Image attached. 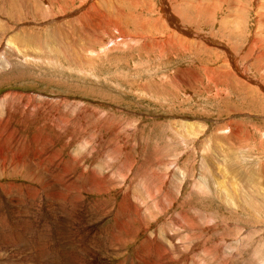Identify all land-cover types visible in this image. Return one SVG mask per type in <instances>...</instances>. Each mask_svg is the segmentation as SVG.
<instances>
[{"label": "rangeland", "instance_id": "rangeland-1", "mask_svg": "<svg viewBox=\"0 0 264 264\" xmlns=\"http://www.w3.org/2000/svg\"><path fill=\"white\" fill-rule=\"evenodd\" d=\"M132 1L0 0V58L5 54L11 60L8 66L0 65V99L14 98L18 103L30 96L37 100L36 104L40 103L39 107L48 103L41 110L43 115L34 117L35 125V121L26 119L23 126L15 122L12 129L25 135V143L30 142V146L24 144L18 149L31 148L35 154L34 146L42 143L40 132L46 148L51 142L54 150H62V160L76 157L81 162L80 169L77 164L69 169V178H76L81 171L89 174L93 169L120 182L106 195L108 206H103V196L85 193L80 219L68 220L71 224L65 228L59 222L62 217H69L61 211L64 204L59 205L49 185H33L23 176L10 178L0 174V189L8 195L2 196L0 190V264H143L144 260L153 261V256L147 257L152 248L145 240L154 236L168 247L173 240V264H264V190L256 187L261 183L257 179L264 167V92L258 87L259 82L264 83V58L249 54L254 38V43L263 45L264 50V0H225L222 4L217 2V8L212 3L216 0H178L170 9L163 6V0H134L136 5ZM91 2L109 18L117 15L121 33L130 37L126 45L118 47L121 38H113L123 35H114L111 30L99 38L98 33L75 25L84 21L82 10ZM187 30L198 34L197 38L187 37ZM21 31L27 32L30 39H43L39 40L43 51H36L27 59L22 55L12 57L6 49L8 39ZM164 36L174 37L175 41L160 49L154 43ZM200 37L218 44L206 46ZM179 38L186 50L178 47ZM30 43L39 46L38 41ZM229 55L245 71L249 83L237 78ZM221 68L228 73L232 70L230 80L213 79L211 82L216 85H212L206 70ZM69 106L85 113L87 119L72 120ZM51 107L56 110L50 112ZM56 113L70 115L68 127L72 133L76 131L74 143L60 140L65 131L59 130L62 124L55 126ZM100 120L111 125L109 131L98 129ZM236 132L239 137L233 134ZM19 143L10 141L8 148L12 152L1 157V164H8ZM125 143L127 150L123 148ZM54 150L46 154H53ZM125 152L134 162L133 167L120 161ZM41 156L36 155L35 159ZM32 158L34 155L29 153L27 161H34ZM48 170V175L52 174ZM209 174L225 180L234 176L245 186L238 188L232 182L229 196L222 198ZM9 184L15 187H8ZM17 186L36 188L37 193L25 197L28 191L21 190L24 195ZM128 194L133 203L138 201L142 212L147 206L158 205L149 216V211L144 212L147 220L141 219L148 225V233L119 235L122 232L117 226L122 217H118V209L124 200L125 204L131 203L129 198L123 199ZM230 198L236 200V207L226 203ZM21 201L24 208L19 206ZM31 205L35 209L33 215L20 220L17 212L27 211ZM6 217L10 219L6 221ZM8 222L14 227L9 228ZM18 225L20 229L16 228ZM130 225L126 222V226ZM139 226L134 224V229L140 230ZM39 231L43 235L33 238L37 240L30 249L28 241ZM187 232L189 239L180 242L177 237H185ZM45 247L51 254L49 260Z\"/></svg>", "mask_w": 264, "mask_h": 264}, {"label": "bare ground", "instance_id": "bare-ground-1", "mask_svg": "<svg viewBox=\"0 0 264 264\" xmlns=\"http://www.w3.org/2000/svg\"><path fill=\"white\" fill-rule=\"evenodd\" d=\"M134 1V0H133ZM132 1V2H133ZM178 0H163V6L165 7V8H167V9H170L171 7H173L175 4H172V3H176ZM225 0H216L215 1V3L214 2H212L213 3V6H215L216 8H217V2H219V3H225L224 2ZM252 2H254L255 0H251ZM93 2V1H92ZM92 2H91V4H92ZM134 3H135V5H136V1H134ZM133 3V4H134ZM218 3V4H219ZM240 3V2H239ZM209 4V3H208ZM235 4V3H234ZM242 4V3H241ZM243 5V4H242ZM208 6V5H207ZM207 6H206V8H207ZM209 6H211L210 4H209ZM224 7V6H223ZM222 7V8H223ZM213 8V7H212ZM215 8V9H216ZM239 9V8H238ZM243 9H246V8H243ZM83 13H81V18H83L84 17V21L83 22H81V23H76L75 25L77 26V27H79V28H81L82 30H92L94 33H98L99 34V38L101 37V36H104V35H107L108 33H109V31L111 30L113 33H114V35L115 34H119L120 36H122L123 35V33H121L122 32V30H121V25H120V23L118 22V19L116 20L115 18H116V16H114V17H111V18H109V16L98 6V5H95V4H92V5H89L88 7H85L83 10ZM211 11H212V9H211ZM213 12V11H212ZM238 12V11H237ZM210 13V12H209ZM116 14H118L117 12H116ZM209 16H210V14H209ZM218 16V15H217ZM261 17H262V13H261V15H260ZM80 21H82V20H80ZM178 29V28H177ZM179 31H181L180 29H178ZM234 30V29H233ZM26 31V30H25ZM25 31H21V32H19V33H16V36L15 37H10L9 39H8V42H7V45H6V49H8V53H10V55L13 57V56H18V55H22L23 57H24V59H27L28 57H30L31 56V54H33V53H35L36 51H43V45L40 43V41L39 40H41L40 38H37V37H33L32 39H30L29 37H28V35H26V34H28L27 32H25ZM34 31V30H33ZM174 31V30H173ZM165 32V31H164ZM166 32H168V31H166ZM182 32V31H181ZM191 32H192V30H187L186 31V36L187 37H195V38H197L196 37V35L198 36V34H194L193 32V34L194 35H191ZM173 34H175L174 32H172ZM24 34V36H19V35H23ZM170 34V33H169ZM109 35H111V34H109ZM172 36V35H171ZM174 36V35H173ZM119 38H121V41H118V43L116 44L118 47H122L123 45H126L127 43H128V41H129V39H130V37H127V36H125V35H123L122 37H116V38H113V39H119ZM174 38V37H173ZM173 38H171V37H169V36H167V37H162V41H158L157 40V43L155 42L154 44L156 45V46H158V47H160V49H162V48H164L165 46H172L173 44H174V39ZM201 38V37H200ZM46 39V38H45ZM160 39V38H159ZM202 39V38H201ZM256 38H254L253 39V44H250L251 45V50H250V56L252 57V56H254V55H256L255 56V58H257V56L259 57V56H263L262 58H264V50L262 51L261 49H263V45L262 46H258L257 44H255L254 42V40H255ZM43 40V39H42ZM41 40V41H42ZM203 41H205V44H206V46L207 45H214V46H216V44H218V43H215L214 41H212V40H209V39H202ZM14 41V42H13ZM30 41H33V42H35V41H38V45L39 46H37V45H31V43H30ZM257 41V40H256ZM179 44H178V47L180 48V49H182V50H186V47H185V45L183 44V41H182V39L181 38H179ZM114 42H112V44H113ZM258 43V42H257ZM255 44V45H254ZM115 45V46H116ZM250 45H249V47H250ZM32 46H35V47H38V48H36L35 49V47H34V49H33V47ZM114 46V47H115ZM213 46V47H214ZM117 47V48H118ZM30 48H32L33 50H32V52H30L31 51V49ZM171 48V47H170ZM114 49V48H113ZM4 50H5V48H4ZM7 51V50H6ZM5 51V52H6ZM165 51V50H164ZM7 53V52H6ZM42 53H44V52H42ZM41 53V54H42ZM163 53V52H162ZM38 54V53H37ZM40 54V53H39ZM229 54V52L226 54V55H228ZM4 55V56H3ZM3 55H1V56H3V57H1L0 58V65H3L4 67L5 66H8L9 64H10V61L11 60H9L8 58H6L5 57V54H3ZM43 55V54H42ZM49 55V54H48ZM6 56H7V54H6ZM40 56V55H39ZM230 56V59L232 60V62H233V64H234V67H235V69L237 70V72H236V74H237V78L238 79H240L241 81H244V82H247V83H249V78H248V76H245V74H244V70L243 69H241L240 70V68H238V63H237V61L236 60H234V58H232L231 57V55H229ZM33 57V56H32ZM31 57V58H32ZM35 57H36V55H35ZM234 57V56H233ZM30 58V59H31ZM250 58V57H249ZM261 58V57H260ZM11 59V58H10ZM255 60H257V59H255ZM227 62V61H226ZM240 62V61H239ZM241 66V65H240ZM219 71H217V70H210V69H208V70H206V75L208 76L207 78H208V80L211 82L213 79H215V80H218V81H220V79L221 78H224V77H228V79H229V76H230V74H231V71H229L230 73H228L227 71H225L223 68H221V69H218ZM234 71V70H233ZM225 73V74H224ZM221 74H223L224 76H221ZM234 78H235V76H234ZM236 79V78H235ZM238 79L237 80H235L236 82L238 81ZM230 80V79H229ZM251 80V79H250ZM208 81V82H209ZM221 81H223V80H221ZM217 82V81H216ZM224 82V81H223ZM222 82V83H223ZM230 82V81H229ZM211 83H213V82H211ZM218 83V82H217ZM221 83V82H220ZM262 83V84H261ZM259 82V85H258V87L264 92V83L263 82ZM215 83H213L212 85H214ZM228 84V83H227ZM216 85V84H215ZM225 85H226V82H225ZM247 85V84H246ZM217 87V86H216ZM223 87V86H222ZM228 88V87H227ZM7 97V96H6ZM10 97H12V96H9L8 98H10ZM29 98L27 99V100H22V101H20V102H16V100H14V98H11V99H5V97L4 98H2V99H0V159H1V157L4 155V154H8V153H11L12 151H11V149H9L8 148V145H10L9 143H10V141L13 139V140H16V142H22V143H19V145H17V149L16 150H14L13 151V153H18V155L17 156H13V153H12V156L10 157V159H9V161L7 162L8 164H5V162H3L2 164L0 163V174L3 176V175H7V176H9L10 178H14V177H17V178H19V177H21V176H23L24 178H25V180L26 181H28V182H30V183H32L33 185L34 184H36L37 182H39V185H40V183L42 184H44L45 183V185L47 184V186L49 185V187H51V189H52V194L56 197V199L59 201V205H61V204H64V206L61 208V211L63 212V213H65L69 218L67 219V218H65V217H62V219L60 220V222H59V226H62V227H68V226H70V220H73V219H75V218H77V219H80V213H81V211L83 210V208H82V202H83V195L86 193V194H88V192H89V195H91V194H98V195H100V196H103V198H104V200H103V202H104V205L103 206H108L107 204L109 203V198H107L106 197V195L108 194V192H110V190H112V189H114L113 187L114 186H118L119 185V183L120 182H117L116 180H115V177L114 176H101L99 173H97L96 172V170L95 171H93V169H91L92 171H91V173H89V174H87V173H85V171H81L79 174L80 175H77L76 176V178H74V177H70L69 178V173H70V171H69V169L71 170L73 167V165L74 164H77V167L76 168H78V169H80V163L81 162H79L78 161V159H76V157L74 158H72L71 160H62L61 158H62V154H61V151H59V150H54L53 149V143H51V142H49L48 143V148H46L47 147V145L45 144V142L43 143V136H42V134L40 133V132H38L39 134H40V139H41V141H42V143H43V146L42 147H40L41 145H42V143H40V144H36V146H39L40 148H43V151H42V149H41V151H39L38 150V147H36V146H34L35 148H36V152H35V154H34V150L33 149H31V148H27L26 150H19L18 149V146H20V145H23L24 146V144H25V146H26V144H30V142L29 143H25V135L24 136H20L18 133V130L17 131H15V130H13L12 129V127L14 126V124H15V122H18L19 123V125L21 124L22 126L23 125H25V119L27 120V121H29V122H34L35 121V123H34V125L36 124V122H37V120L34 118L36 115H38L39 113L40 114H42V109L45 107V105L47 104L48 105V103H45V105H41V107H39V104L37 105L36 104V101H35V99L33 98L32 99V97L30 98V96H28ZM23 98H24V96H23ZM15 99H16V96H15ZM39 100V99H38ZM43 100V99H42ZM15 101V102H14ZM51 102H53V101H50V103ZM61 103V102H60ZM50 106V105H49ZM70 107V106H69ZM48 108V107H47ZM60 108V107H59ZM67 109V108H66ZM53 110H56V108H49V111L50 112H52ZM44 111V110H43ZM48 111V110H47ZM49 113V112H48ZM68 113H72V116H71V118H72V120H74V121H76L77 119H79L81 122H84L86 119H87V116L85 115V113H82V112H78V110L74 107V106H71L70 107V109H69V111H68ZM68 113H63V114H55L54 115V117L55 118H57V124H55V126L56 125H60V124H62V126H60L59 127V130L60 129H64L63 130V132L65 131V134H64V136L62 137V139H60V140H62V141H64V139H65V141H67V144L69 143H71V141L73 140V139H75L74 138V135H76V133L74 134V132H76V131H74L73 133H72V131H70L71 130V126L70 125H68L69 124V121H70V115L68 114ZM39 114V115H40ZM74 114V115H73ZM87 114V113H86ZM43 115V114H42ZM44 115H45V113H44ZM47 115V114H46ZM49 116H50V114H48ZM77 117V118H75V117ZM30 117V118H29ZM38 117V116H37ZM41 117V116H40ZM39 117V118H40ZM44 117V116H43ZM47 117V116H46ZM41 119V118H40ZM45 119V118H44ZM42 120V119H41ZM56 121V120H55ZM46 122V121H45ZM72 122V121H71ZM41 122H39V123H37V124H40ZM76 123V122H75ZM43 124V123H42ZM100 124H102V125H100ZM50 125V124H49ZM54 125V124H53ZM72 125V124H71ZM17 126V125H16ZM29 126V125H28ZM27 125H26V129H28L29 127H28ZM33 126V125H32ZM39 126V125H38ZM42 125H40V127H41ZM46 126V125H45ZM44 126V127H45ZM48 126V125H47ZM50 126H52V125H50ZM68 126H70V127H68ZM75 126V125H74ZM111 125H108V122H106L105 121V123H103V120H100V123H99V125H98V129H104L105 131H109L108 130V128L110 127ZM53 127V126H52ZM24 128V127H23ZM69 128V129H68ZM114 128V127H113ZM25 129V128H24ZM30 129V128H29ZM34 129V128H33ZM37 130H39L40 128L38 127V128H36ZM36 129H35V131H36ZM52 129V128H51ZM54 129H56V128H54ZM32 130V129H31ZM44 130V129H43ZM62 130H60V132H62ZM27 131V130H26ZM22 132H25V131H22ZM37 132V131H36ZM58 132V134H57V138H58V136H59V131H57ZM56 132V133H57ZM228 132H230V131H228ZM234 132V131H233ZM231 133V132H230ZM17 134L19 135V138H17ZM28 134H30V133H28ZM44 134V133H43ZM74 134V135H73ZM229 134V133H228ZM233 134H235V135H237L238 136V134H237V132L236 133H233ZM35 135V134H34ZM46 135V134H45ZM114 135H115V130H114ZM27 136V135H26ZM33 136V135H32ZM47 136H49V134L47 133ZM239 137V136H238ZM56 138V139H57ZM59 138H60V136H59ZM229 138L230 139H232V134H230V136H229ZM27 139V138H26ZM54 139V138H53ZM125 139V138H124ZM248 139V137L246 138V140ZM34 140V139H33ZM46 140V139H45ZM51 140V139H50ZM58 140V139H57ZM59 140V141H60ZM38 141V140H37ZM100 141V140H99ZM232 141H234L233 139H232ZM46 142H48V140L46 141ZM73 142V141H72ZM122 142V141H121ZM54 143H57V141L56 142H54ZM74 143V142H73ZM72 143V144H73ZM14 144V143H13ZM58 144V143H57ZM60 144V143H59ZM64 144H66V143H64ZM66 144V145H67ZM85 144V143H84ZM15 145V144H14ZM35 145V144H34ZM55 145V144H54ZM125 145H126V143L124 144V146H123V148L125 149L126 147H125ZM23 146H21V147H23ZM30 146V145H29ZM88 146H92V145H90V144H88ZM119 146V145H118ZM65 147V146H64ZM111 147V146H110ZM109 147V148H110ZM119 147H121V146H119ZM12 148V147H11ZM20 148V147H19ZM66 148V147H65ZM89 148V147H88ZM91 148V147H90ZM95 149V148H94ZM104 149V148H103ZM121 149V148H120ZM55 151L53 154H46V153H48L49 151ZM99 150V149H98ZM126 150H127V148H126ZM87 151V150H86ZM101 151V150H100ZM96 152V151H95ZM94 152V153H95ZM102 152V151H101ZM114 152V151H113ZM29 153H32L33 155H34V158H32V159H35L36 158V155H42L41 156V158L39 159V160H34V161H27L28 160V157H29ZM50 153V152H49ZM117 154V153H116ZM16 155V154H15ZM60 155V156H59ZM64 155V154H63ZM111 155V154H110ZM93 156V155H92ZM115 156V154L113 155V157ZM88 157V156H87ZM104 157V156H103ZM118 157H120V156H118ZM78 158V157H77ZM82 158V157H81ZM84 159L86 158V157H83ZM82 158V159H83ZM116 158V157H115ZM88 159V158H87ZM114 159V158H113ZM2 160V159H1ZM122 160V162L125 160V162H128L129 164H131L132 165V167H133V165H134V162H132V159H128V157H127V153L125 152V154H124V157H123V159H120V161ZM61 161V163H59ZM118 161H119V159H118ZM134 161V160H133ZM2 162V161H1ZM37 162V163H36ZM84 162H85V160H84ZM36 163V164H35ZM115 163H116V161H115ZM159 163V162H158ZM111 164V163H110ZM118 164V163H117ZM82 166H83V162H82ZM117 167V166H116ZM48 168H50L51 169V173L52 174H50V175H48L49 174V170H48ZM209 168V167H208ZM74 169V168H73ZM82 170H83V168H81ZM141 170V169H140ZM21 171H23V173L24 174H21ZM211 171H212V169H211ZM229 174H232L231 173V171H228V170H226ZM55 172V173H54ZM121 172V171H120ZM150 172V171H149ZM153 172V171H152ZM210 172V171H209ZM65 173H67V177L66 176H64V174ZM103 173V172H102ZM109 173V172H108ZM146 173V172H145ZM213 173H214V171H213ZM47 175V177H45L44 175ZM104 174V173H103ZM74 175V174H73ZM76 175V174H75ZM7 176H5V177H7ZM209 177H212L213 178V180H214V185L216 186V188H217V190H218V192H220V194H221V197L223 198V196H229L227 193H229V187L230 186H232V182H234L235 183V185L238 187V188H241L242 186H245L244 185V182L242 181L241 182V180H238L237 179V177H234V176H231V177H227L228 179H226L225 180V178L224 179H220V178H218L217 177V175L216 174H214L213 176H210V174L208 175ZM244 176V175H243ZM243 176H240V178L241 179H243ZM9 177H7V178H9ZM3 178V177H2ZM66 178V179H65ZM4 179V178H3ZM2 179V180H3ZM126 177L124 178V181H126ZM259 179H261L262 181H260ZM259 179H257L258 181L257 182H261V183H257V185L258 186H256L257 188L259 187L260 189H263L264 190V167H263V169H262V174L261 175H259ZM158 180V179H157ZM17 181V180H16ZM120 181H122V183H123V179L122 180H120ZM164 181V179H162L161 180V182H163ZM206 181V180H205ZM209 183V182H208ZM230 183V184H229ZM10 186H8V187H11V186H13V187H15V185H11V184H9ZM148 185H150V184H148ZM116 186V187H117ZM23 187V186H22ZM31 187V186H30ZM247 187H249V185L247 186ZM4 187H2V189H3ZM17 188V190H19V191H21V190H27V188H20V187H16ZM246 188V187H245ZM255 188V187H254ZM47 189V188H46ZM131 189V188H130ZM129 189V190H130ZM147 189V188H146ZM248 190H249V188H247ZM1 190V189H0ZM13 190V189H12ZM50 190V189H49ZM240 190V189H239ZM245 190V189H244ZM10 191V193H11V190H9ZM28 192H26V196L25 197H27L28 195H35V193H37V191H36V188H35V190L34 189H32V187L31 188H29V190H27ZM45 191V190H44ZM13 192V191H12ZM24 195H25V191H21ZM49 192V194H50V191H48ZM72 192H74L75 194H73ZM147 192H149L146 196L147 197H150L151 196V193H150V191H147ZM256 192V191H255ZM1 193H2V196H5V194H6V190H1ZM9 193V194H10ZM47 193V192H46ZM46 193H45V195H46ZM117 193V192H116ZM15 194V193H14ZM259 194V193H258ZM7 195V194H6ZM48 195V194H47ZM8 196V195H7ZM11 196V195H10ZM96 196V195H95ZM116 196H120V193L119 194H116ZM12 197V196H11ZM31 197V196H30ZM36 197V196H35ZM52 197V196H51ZM68 197H69V200H67L68 199ZM124 197V198H123ZM122 198L123 199H130L131 200V198H130V194H128V195H125V196H123ZM9 198V197H8ZM15 198V197H14ZM50 198V197H49ZM85 198V197H84ZM35 199V198H34ZM87 199V198H86ZM85 199V200H86ZM128 199V200H129ZM21 200H23V199H21ZM31 200H32V198H31ZM38 200V199H37ZM50 200H51V198H50ZM127 200V201H128ZM135 200H138V198H135ZM230 201H232V202H230V201H227L226 203L229 205V206H231V207H236L237 206V202H236V200L235 199H233V198H230L229 199ZM10 201V200H9ZM49 201V200H48ZM12 202H14L13 200H12ZM27 202H28V200H27ZM33 202V201H32ZM51 202V201H50ZM57 202V201H56ZM100 202V201H99ZM137 203H135V201H134V203L132 202V200H131V203H130V201L128 202V204H125V200L122 202V208L121 209H118V217H122V221H120L119 220V223H118V226H117V229L119 230V231H121L122 233H119V235L120 236H122L123 234H126L127 235V233H132V237H134V236H138L140 233H146L147 231L149 232V229H148V225L147 224H145V223H143L142 222V220L143 219H146L147 220V215L149 216V214H150V212L152 211H154V210H156V209H158V205H153V206H147V207H145L144 208V211L142 212V210H141V207H140V204L138 203V201H136ZM15 203V202H14ZM26 203V202H25ZM29 203V202H28ZM27 203V204H28ZM31 203V202H30ZM29 203V204H30ZM35 203V202H34ZM86 203V202H85ZM18 204V203H17ZM16 204V205H17ZM32 204V203H31ZM37 204V203H36ZM243 204V203H242ZM15 205V206H16ZM25 205V204H24ZM23 205V202L21 201L20 202V204H19V206L20 207H23L24 206ZM34 205V204H33ZM33 205H31L32 207H28L29 209L27 210V211H24V212H17V215H18V217H20V220H23V219H26V218H30L29 216H30V214L31 215H33V210L35 211V209H32L33 208ZM53 205V204H52ZM73 205V208L74 209H72L71 208V206ZM92 205V204H91ZM127 205V206H126ZM245 205V204H244ZM27 206V205H26ZM30 206V205H29ZM35 206V205H34ZM89 206V205H88ZM111 206V205H110ZM41 207V206H40ZM50 208L52 207L51 205L49 206ZM90 207V206H89ZM129 207H131L132 208V210H130L129 209ZM24 208V207H23ZM26 208V207H25ZM85 208H87L86 207V205H85ZM84 208V209H85ZM110 208V207H109ZM17 209V208H16ZM18 209H20V208H18ZM1 210V209H0ZM147 211H149V213L145 216L144 215V212H147ZM158 211V210H157ZM160 211V210H159ZM161 211H163V210H161ZM15 212V211H14ZM53 212V211H52ZM104 212V211H103ZM142 212V213H141ZM140 214H141V216H140ZM161 214V213H160ZM55 215H57V213L55 214ZM107 215V214H106ZM53 216V215H52ZM63 216H65V215H63ZM82 216V215H81ZM86 217V216H85ZM131 217V218H130ZM151 217V216H150ZM150 217H148V218H150ZM55 218V217H54ZM63 218H65L64 220H63ZM10 219V217H6V221H8ZM139 219V220H138ZM142 219V220H141ZM153 219V218H152ZM3 220V219H2ZM16 220V219H15ZM15 220L13 221V222H15ZM69 220V221H68ZM206 220V219H205ZM204 220V221H205ZM27 221V220H26ZM25 221V222H26ZM77 221V220H76ZM79 221V220H78ZM77 221V222H78ZM28 222V221H27ZM83 222V221H82ZM126 222H131V225L128 227V226H126ZM9 223L10 222H8L7 223V226L9 227V228H12V227H14V225H12V226H10L9 225ZM73 223H75V222H73ZM0 224H1V222H0ZM30 224V223H29ZM134 224H140L141 226H139L140 227V230H135L134 229ZM197 224V223H196ZM82 225V224H81ZM128 225V224H127ZM1 227H2V225H0ZM17 226V225H16ZM15 226V227H16ZM19 226V225H18ZM21 226V225H20ZM20 226L19 227H16L17 229H20ZM34 226V225H33ZM137 226V225H136ZM198 226V225H197ZM211 226V225H210ZM126 227V228H125ZM138 227V226H137ZM194 227V226H193ZM203 227V226H202ZM8 228V229H9ZM214 228V227H213ZM5 229V228H4ZM116 229V230H117ZM174 229H176V228H174ZM193 229V228H192ZM196 229V228H195ZM198 229V228H197ZM196 229V230H197ZM203 229V228H202ZM209 229V228H208ZM211 229V228H210ZM12 230V229H11ZM78 230V229H77ZM113 230V229H112ZM172 230V229H171ZM195 230V231H196ZM201 230V229H200ZM205 230V229H204ZM215 230V229H214ZM4 231V230H3ZM198 231V230H197ZM202 231V230H201ZM213 231V230H212ZM4 232H6V229H5V231ZM10 232V231H9ZM9 232H7L6 234H8ZM13 231H11V233H12ZM147 232V233H148ZM199 232V231H198ZM68 233L69 232H67L66 233V235H68ZM72 233V232H71ZM14 234V233H13ZM61 234V233H60ZM115 234V233H114ZM166 234V233H165ZM171 234H173L174 235V233H173V231H171ZM182 234V233H181ZM1 235V234H0ZM3 235V234H2ZM12 235V234H11ZM40 235H43V234H41L40 233V231H39V233H38V235L36 236V234H32L31 235V238H30V240L28 241L29 242V248L30 249H32L33 248V242L34 241H36V240H34L33 241V238L34 237H36V238H38ZM64 235V234H63ZM73 235V234H72ZM189 233L187 232V235L185 236V237H177V238H179L180 239V242H182L183 240H181V239H189ZM8 236H9V234H8ZM16 235H14V237H15ZM61 236V235H60ZM143 236V235H142ZM6 237V236H5ZM114 237V236H113ZM129 237V236H128ZM131 237V236H130ZM60 238V237H59ZM41 239V238H40ZM64 239V237L62 238V240ZM68 239H70V238H68ZM118 239V238H117ZM116 239V240H117ZM136 239H137V237H136ZM10 240V239H9ZM71 240V239H70ZM73 240V239H72ZM120 240V239H119ZM11 241V240H10ZM19 241V240H18ZM40 242V241H39ZM69 242V241H68ZM72 242V241H71ZM71 242H69V243H71ZM107 242V241H106ZM136 242V241H135ZM145 242H146V244H148V245H150V247L149 248H152V251L150 250V251H148L147 252V257H151V256H153V261H149V262H147L146 263V261L144 260L143 261V264L144 263H146V264H173V252L171 251V247H172V249H173V240H171L170 241V246L171 247H168V246H166V245H164V243L161 241V240H159V242H158V238L157 237H153L152 239H150L149 237L147 238V240H145ZM157 242V243H156ZM3 243V242H2ZM1 243V244H2ZM17 243V242H16ZM119 243V242H118ZM4 244V243H3ZM46 244H47V242H46ZM64 244V243H63ZM36 245V244H35ZM39 245H41V244H39ZM65 245V244H64ZM66 245H67V243H66ZM88 245V244H87ZM119 245V244H118ZM7 246H8V244H7ZM17 246H18V244H17ZM144 246V245H143ZM6 247V246H5ZM9 247V246H8ZM62 247V246H61ZM65 247V246H64ZM147 247V246H146ZM7 248V247H6ZM5 248V250H7ZM37 248V247H36ZM47 248L48 247H45V251L47 250ZM63 248V247H62ZM183 248V247H182ZM181 248V249H182ZM1 249V248H0ZM3 249V248H2ZM17 249V248H16ZM66 249V248H65ZM73 249V248H72ZM79 249V248H78ZM84 249V248H83ZM176 249H179L178 247L176 248ZM9 250V249H8ZM40 250V249H39ZM38 250V251H39ZM62 250V249H61ZM74 251H75V248L73 249ZM42 251V250H41ZM60 251V250H59ZM70 251V250H69ZM68 251V252H69ZM81 251V250H80ZM79 251V252H80ZM184 251V250H183ZM188 251V250H187ZM187 251H185V252H187ZM47 252V251H46ZM63 252V251H62ZM78 252V253H79ZM83 252V251H82ZM85 252V251H84ZM89 252V251H88ZM48 253V260L50 259V256H51V254L49 253V252H47ZM71 253V252H70ZM81 253V252H80ZM66 255V254H65ZM64 255V256H65ZM74 255V254H73ZM75 255H77V253L75 254ZM184 255V254H183ZM70 256V255H69ZM140 256H142V255H140ZM44 257V256H43ZM67 257H68V255H67ZM74 257V259L76 258L75 256H73ZM66 258V257H65ZM64 258V259H65ZM69 258H71V257H69ZM68 258V260H70ZM73 259V258H72ZM3 260V259H2ZM141 260H143V259H141ZM140 260V261H141ZM64 261H66V259L64 260ZM63 261V262H64ZM73 261H76V260H72V262ZM178 261V260H177ZM142 263V262H141ZM70 264H74V263H70Z\"/></svg>", "mask_w": 264, "mask_h": 264}]
</instances>
